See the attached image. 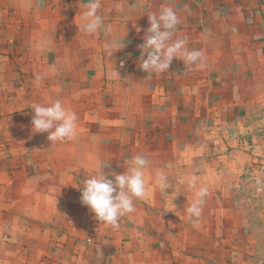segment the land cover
<instances>
[{"label": "crops", "instance_id": "crops-1", "mask_svg": "<svg viewBox=\"0 0 264 264\" xmlns=\"http://www.w3.org/2000/svg\"><path fill=\"white\" fill-rule=\"evenodd\" d=\"M85 2L0 0V264H228L243 226L231 203L248 166L264 162V0H101L94 35L79 31ZM161 6L204 53L199 66L141 70ZM54 99L79 127L51 145L32 132L31 109ZM136 154L150 161L147 190L113 228L79 187L100 164L114 179ZM191 176L209 190L195 227Z\"/></svg>", "mask_w": 264, "mask_h": 264}, {"label": "clouds", "instance_id": "clouds-1", "mask_svg": "<svg viewBox=\"0 0 264 264\" xmlns=\"http://www.w3.org/2000/svg\"><path fill=\"white\" fill-rule=\"evenodd\" d=\"M101 6V0H87L83 4L79 31L85 35H94L104 26V17L99 14ZM148 21L150 26L140 46L142 71L166 73L173 59L196 66L203 63L204 53L201 50L189 49L186 39L175 36L181 18L173 7L161 6L158 11L148 15ZM45 43L46 41L41 40L37 48L43 50ZM105 48L108 50L111 45H106ZM31 110L34 113L31 120L32 132L47 133L51 145L77 136L79 118L76 112L65 106L62 99H54L48 104L37 103ZM125 163L127 168L122 174H110L114 179L104 173L103 164L98 165L95 174L86 176L82 187H79L81 204L87 206L99 222L113 228L119 227L121 217L136 211L135 200L142 199L147 190L145 175L150 165L148 158L143 154H136ZM156 177L164 190L169 188L168 175L163 169L157 170ZM199 181L198 176H191L186 181L187 187L194 190V198L185 209L187 219L194 227L199 224L209 191ZM256 185L258 191L264 190V179L258 178Z\"/></svg>", "mask_w": 264, "mask_h": 264}, {"label": "rangeland", "instance_id": "rangeland-1", "mask_svg": "<svg viewBox=\"0 0 264 264\" xmlns=\"http://www.w3.org/2000/svg\"><path fill=\"white\" fill-rule=\"evenodd\" d=\"M244 173L246 177L239 182V190L231 203L238 211L236 219L243 226L235 239L236 247L229 245V240L226 243L225 249L234 257L227 263L264 264V190L258 191L256 185L258 178L264 179V162L248 166Z\"/></svg>", "mask_w": 264, "mask_h": 264}]
</instances>
